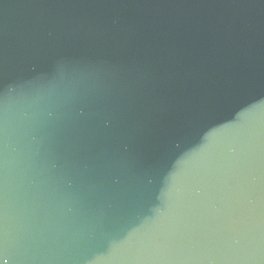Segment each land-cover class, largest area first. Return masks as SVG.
Segmentation results:
<instances>
[{
    "label": "water",
    "instance_id": "95a60500",
    "mask_svg": "<svg viewBox=\"0 0 264 264\" xmlns=\"http://www.w3.org/2000/svg\"><path fill=\"white\" fill-rule=\"evenodd\" d=\"M0 264H264V0H0Z\"/></svg>",
    "mask_w": 264,
    "mask_h": 264
}]
</instances>
